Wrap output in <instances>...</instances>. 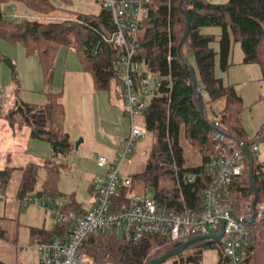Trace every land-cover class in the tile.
I'll use <instances>...</instances> for the list:
<instances>
[{"label": "trees", "instance_id": "1", "mask_svg": "<svg viewBox=\"0 0 264 264\" xmlns=\"http://www.w3.org/2000/svg\"><path fill=\"white\" fill-rule=\"evenodd\" d=\"M61 1L72 4L71 0ZM12 3L21 4L41 19L17 21L5 17L3 7ZM147 8L138 33L139 49L135 59L144 67V72L151 73L157 80L156 90L140 116L145 129L141 139L149 136L151 145L144 170L133 179L127 177L131 184L120 188L118 198L126 201L133 183L139 182L145 189L154 190L152 198L161 208L178 214L202 211L205 190L212 183L206 165L218 153L213 136L214 124L219 122L227 136L243 142L252 152L257 203H264V160L253 151L254 144L264 142V124L250 136L242 125V97L234 86L225 85L223 79L216 76L217 58H220L221 70L227 71L231 66L232 42H239L243 50L242 63L260 65L264 83V0H150ZM60 10L68 11L53 0H0V39L22 45L28 56L38 55L46 88L52 86L57 54L64 47L78 54L83 69L92 74L96 89H114L124 98L123 82L118 74L122 50L116 40H112L116 31L112 13L102 3L97 15L69 9L75 18L46 20ZM185 13L190 21V33L182 43L187 22ZM207 27H220L222 32L220 35L207 33ZM215 42L219 43V50L215 49ZM5 57L0 52V63ZM191 68L196 73L197 91L191 81ZM113 82H116L114 87ZM44 92V104L17 100L7 113L0 114V118H5L12 126L29 127L32 138L46 140L51 146L50 159L30 162L22 168L17 190L22 201L29 198L39 201L48 196L58 202L66 197L59 190V183L76 150L65 130L62 93L52 89ZM220 102L224 105L216 111L215 105ZM187 144L195 154L193 157L199 156L196 163L186 154ZM246 164V171L231 188L232 199L239 208L244 203H253L256 197L247 155ZM15 169L8 166L0 170V193L8 186ZM42 171L45 178L39 190ZM191 177L193 181H189ZM38 192L43 195L41 199L37 197ZM69 197L71 203L67 209L84 210L74 194ZM63 228L66 229L59 225L36 230L40 242H49L63 236ZM251 232V243L243 251V264H264V219L252 224ZM175 246L160 236H144L140 242H133L123 234L108 231L88 236L82 251L92 264H150L152 259ZM197 251L187 260L198 261L200 250ZM222 259L227 261L223 254ZM0 264L7 263L0 260Z\"/></svg>", "mask_w": 264, "mask_h": 264}, {"label": "built area", "instance_id": "2", "mask_svg": "<svg viewBox=\"0 0 264 264\" xmlns=\"http://www.w3.org/2000/svg\"><path fill=\"white\" fill-rule=\"evenodd\" d=\"M149 1L102 0L104 8L114 17L116 31L112 40H116L122 50L118 74L123 82L131 132L123 149L114 157H98L97 165L105 173L92 182L94 202L91 208L67 209L71 203L69 197L42 204L52 216V226L62 225L66 229L63 228L61 237L38 242V264H92L84 255L82 245L88 236L98 232L116 231L133 242L155 235L178 245L197 236L220 234L224 221L222 254L230 264H243V251L252 239L249 219L254 211L257 214L255 222L264 219L263 203H257L254 209L249 202L239 208L232 199L231 188L247 169L246 153L242 147L244 143L227 136L219 122L214 124L213 136L218 153L206 165L212 183L205 190L202 211L173 213L161 208L154 198L141 193L129 194L126 201L118 198L120 188L131 184L129 178L122 174V166L145 134V129L137 126L135 119L142 115L147 107L146 99L155 87L153 75L140 71V64L135 59L139 49L138 33L147 15ZM12 11L16 12L15 7ZM18 17L14 13L11 19ZM260 143L253 145L256 154L260 152ZM193 180L192 177L189 179ZM3 196L0 193V197ZM32 201L37 200L29 198L26 203Z\"/></svg>", "mask_w": 264, "mask_h": 264}, {"label": "rangeland", "instance_id": "3", "mask_svg": "<svg viewBox=\"0 0 264 264\" xmlns=\"http://www.w3.org/2000/svg\"><path fill=\"white\" fill-rule=\"evenodd\" d=\"M72 4L67 5L61 0H53L60 8L67 9V12L60 10L48 17L46 20L75 18L69 9L77 12L97 15L102 10L101 0H71ZM212 2H223L225 0H211ZM15 7L16 12L12 11ZM4 16L11 18L14 13L20 17L15 20L39 18L31 11L19 3L6 4L3 7ZM26 15V16H25ZM44 19V17H42ZM205 32L220 35L222 28L207 27ZM214 47L219 50V43L215 42ZM61 52H66V48L61 47ZM70 52H75L69 49ZM0 52L6 59L0 63V114H5L12 108L17 100L36 105H42L46 102L45 90L52 89L44 84V76L38 55L28 56L22 45H12L5 40L0 39ZM7 60V61H6ZM243 62V50L239 42H232V54L230 56L231 66L227 71L220 68V58H217L216 76L223 79L225 85L235 87L238 94L244 102V111L242 113V125L246 132L253 136L264 124V83L262 81V72L260 65L253 63L245 65ZM139 70L144 72V67L139 66ZM55 80L58 77L55 76ZM116 82H113V87ZM54 87V86H53ZM152 95L148 96L146 101L150 100ZM224 103L215 105V110L219 111ZM211 119L214 118L210 115ZM136 125L144 128L143 119L136 117ZM30 128L23 126H12L5 118H0V170L7 166L15 167L13 176L8 187L3 190V197H0V260L7 264H38L39 255L37 244L41 241L36 229L49 230L52 224V216L43 207V203H49L51 198L44 196L41 201L26 203L17 196L18 184L21 177L22 168L29 161H44L50 159L52 150L49 142L42 139L32 138ZM151 145L149 136L140 139L134 149V152L125 160L122 166V174L125 177L133 176L144 170ZM186 154L192 157V162L199 160L198 154L192 152L187 144ZM260 160H264V142L260 143ZM76 163V158H72ZM45 178V172L39 175L37 188L40 190ZM85 178L81 179L77 173L69 170L62 173L59 183V189L64 193H77V199L84 203L86 209L89 208L90 199L87 182ZM135 183V184H134ZM130 189L131 193L146 194L153 197L152 188H144L143 183L134 182ZM145 189V190H144ZM246 203L242 204L245 205ZM241 205V206H242ZM264 214V203L261 204ZM210 232L213 230L210 229ZM197 250L199 260H187L189 255L194 256ZM185 252V253H184ZM180 256L170 257L162 264H230L222 259L221 246L210 245L200 246L196 243L191 248L185 250Z\"/></svg>", "mask_w": 264, "mask_h": 264}, {"label": "crops", "instance_id": "4", "mask_svg": "<svg viewBox=\"0 0 264 264\" xmlns=\"http://www.w3.org/2000/svg\"><path fill=\"white\" fill-rule=\"evenodd\" d=\"M61 51L62 48L57 54L51 87L53 92L62 93L64 125L70 140L74 145L82 140L69 160L68 170L77 173L81 179H86L90 196L88 206L91 208L94 202L92 182L105 173V170L98 167L97 159L101 155L112 158L123 149L131 132V120L125 114L124 98L114 89H96L92 74L83 69L78 54L70 52L69 49L66 52ZM55 76L58 80H55ZM72 158H76V163ZM30 162L42 161L32 160L28 163ZM62 193L66 197L74 194L76 201L87 210L84 203L77 199L76 192Z\"/></svg>", "mask_w": 264, "mask_h": 264}, {"label": "water", "instance_id": "5", "mask_svg": "<svg viewBox=\"0 0 264 264\" xmlns=\"http://www.w3.org/2000/svg\"><path fill=\"white\" fill-rule=\"evenodd\" d=\"M185 15H186V18H187V22H186V29H185V32H184V35H183V38H182V43L187 39V37H188V35L190 33V21H189V18H188L186 13H185ZM190 76H191V81H192L193 87L197 91L198 82H197V77H196L195 70L193 68L190 69ZM156 81L157 80L155 79L154 82L156 83ZM153 90L155 91L156 87H154ZM199 106H200L201 112L203 113V106L201 104ZM81 141L82 140L80 139L78 142L75 143L76 149H78L79 144H80ZM242 147H243V150L245 151V153H246V155H247V157L249 159V162H250V180H251V184H252V187L255 190V195H256V197H255V199H254V201L252 203V207L254 209L256 204H257V201H258L256 185H255V181H254V165H255L254 156H253L252 152L250 151V149L245 144H243ZM42 196L43 195H42L41 192L37 193V197L39 199H41ZM256 217H257V214L254 211L252 217L249 219V223L250 224H254L255 220H256ZM224 225H225V221L223 222L222 231H221L220 234L207 235V236H197V237L191 238L188 241H185V242H182V243L176 245L175 247H173L172 249H170L166 253H164L162 256L152 259L150 264H162L165 260H167L170 257L180 256L185 250H187L190 246H192V245H194L196 243H200V246H202V247H207V246H210V245H216V244L221 243V240H222L223 235H224Z\"/></svg>", "mask_w": 264, "mask_h": 264}, {"label": "flooded vegetation", "instance_id": "6", "mask_svg": "<svg viewBox=\"0 0 264 264\" xmlns=\"http://www.w3.org/2000/svg\"><path fill=\"white\" fill-rule=\"evenodd\" d=\"M184 253H185V252H184ZM184 253H182V254H184ZM182 254H181V255H182Z\"/></svg>", "mask_w": 264, "mask_h": 264}]
</instances>
